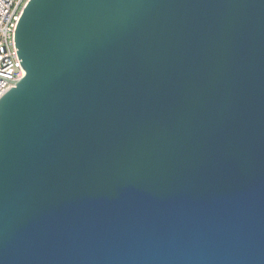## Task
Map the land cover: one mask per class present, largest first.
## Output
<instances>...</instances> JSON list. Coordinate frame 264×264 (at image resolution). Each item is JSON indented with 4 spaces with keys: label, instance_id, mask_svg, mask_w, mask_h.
I'll list each match as a JSON object with an SVG mask.
<instances>
[{
    "label": "water",
    "instance_id": "1",
    "mask_svg": "<svg viewBox=\"0 0 264 264\" xmlns=\"http://www.w3.org/2000/svg\"><path fill=\"white\" fill-rule=\"evenodd\" d=\"M0 97V264H264V0H28Z\"/></svg>",
    "mask_w": 264,
    "mask_h": 264
},
{
    "label": "built area",
    "instance_id": "2",
    "mask_svg": "<svg viewBox=\"0 0 264 264\" xmlns=\"http://www.w3.org/2000/svg\"><path fill=\"white\" fill-rule=\"evenodd\" d=\"M28 0H0V97L23 76L14 46V29Z\"/></svg>",
    "mask_w": 264,
    "mask_h": 264
}]
</instances>
